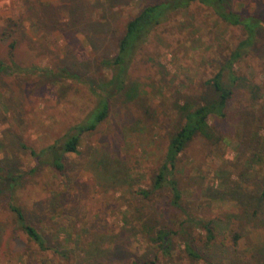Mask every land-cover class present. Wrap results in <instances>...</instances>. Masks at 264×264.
Returning <instances> with one entry per match:
<instances>
[{
    "label": "rangeland",
    "instance_id": "rangeland-1",
    "mask_svg": "<svg viewBox=\"0 0 264 264\" xmlns=\"http://www.w3.org/2000/svg\"><path fill=\"white\" fill-rule=\"evenodd\" d=\"M143 1L0 0V56L9 62L10 44L16 41V61L30 68L24 73L0 71V163L18 165L25 174L20 186L0 195V264H129L157 255L161 264H189L180 246L184 239L174 238L165 253L143 237L133 215L138 207L157 209L173 220L175 229L188 214L214 220L212 241L203 229L185 224L186 229L192 227L188 238L214 264H264V200H259L264 174V28L237 63L235 81L227 71L233 97L227 115L212 123L221 140L198 136L178 160L184 211L169 205L167 191L149 199L135 195L140 186L150 184L163 157L177 93L201 96L204 82L245 37L242 29L220 23L199 3L175 14L139 49L129 68L137 90L113 98L111 114L83 138L81 153L67 154L66 173L46 164L31 172L35 163L20 141L40 152L62 140L96 103L87 85L64 74L47 78L41 69L59 72L63 65L79 66L112 53L116 38ZM72 3L81 8L85 21L71 30L62 32L61 25L44 34L31 27L33 15L53 19V5L61 10ZM235 5L264 17V0H235ZM95 20L104 26L90 34L88 25ZM93 34L105 38L97 51L86 39ZM101 75L105 72L100 70ZM146 107L151 109L147 114ZM250 159H255L252 166ZM12 203L27 211L60 252L43 251L26 235L10 209Z\"/></svg>",
    "mask_w": 264,
    "mask_h": 264
},
{
    "label": "trees",
    "instance_id": "trees-1",
    "mask_svg": "<svg viewBox=\"0 0 264 264\" xmlns=\"http://www.w3.org/2000/svg\"><path fill=\"white\" fill-rule=\"evenodd\" d=\"M194 3L208 7L216 15L217 20L227 25V27H239L244 31L245 37L231 52L224 66L213 77L204 82L201 96L177 93L173 105L175 113L173 130L170 132L163 157L157 169L153 172L150 184L140 186L136 191L135 196L143 199H149L158 192L167 191L171 197L168 200L169 205L184 211L181 203V183L178 178V160L188 144L198 136H203L210 141L221 140L216 134L212 123L215 118L227 115L228 104L233 97L234 91L226 84L225 80L227 71L229 79L235 81L237 78L235 74L238 67L237 63L256 44L259 32L264 28V17L250 12H242V9H237L235 0L143 1L142 8L127 21L123 33L116 38V50L112 53L100 55L79 66L68 63L69 65H63L59 72L50 67L41 69L40 73L42 76H48L47 78L51 75L61 77L58 74H64L70 80L75 79L87 85L91 94L95 96L96 103L86 118L72 126L62 140L60 139L61 141L59 140L57 143L47 146L42 151L37 152L35 148L28 146L24 141H20L22 148L28 151L35 163V167L31 172L37 171L41 165L46 164L61 174L66 173L65 160L67 154L81 153L80 147L83 144V138L94 131V128H97L111 114L113 98L122 94L132 95L137 90V83L130 77L129 68L139 49L149 41L153 33L162 24L171 21L175 14L187 11ZM52 7L55 10L56 17L51 19L46 14L33 15L30 20L33 29L37 28L40 32L48 34L54 28L58 29L62 25V29L59 30L65 32V30H71L85 21L81 17V8L73 3L71 6H64L61 10L58 6L53 5ZM66 16L67 19L64 20ZM99 21L95 20L89 23L88 30H90V34L104 26ZM104 24L106 26V23ZM41 34L39 36V33H36V36L41 38ZM87 37V43L96 51L104 45L103 39L105 38L99 34H93L92 37L86 35V39ZM15 48L16 41H13L10 44L9 62L4 61L0 56V71H5L8 74L29 72L30 68L22 67L16 61ZM91 68H93L92 73ZM100 70L104 71L105 75L99 76ZM106 71L110 72L108 77H106ZM150 111V107L145 108L146 114ZM16 138L19 139L18 136ZM254 160L250 159L248 165L255 164ZM24 176L25 174L18 165L0 163V195L4 194L10 187L15 189L20 186ZM259 186L261 187L259 200L262 201L264 200V174L260 178ZM10 209L15 214L16 221L21 229L41 250L46 251L53 248L54 251L60 252L61 249L58 244L50 246L51 243L44 233L45 231L40 230L32 222L27 215V211L14 203L10 205ZM133 215L140 221V230L143 237L146 236L147 240L157 246L159 250L165 253L171 251L173 239L178 238L180 240L182 238L184 242L180 243L181 250L190 258L189 264H214L209 257L206 258L200 248L196 247L194 239H191L190 236L188 238L189 230L192 227L186 229L185 226L186 223L191 222L194 227L203 229L205 234L207 233V240L212 241L215 239L214 220L198 218L188 214L185 219L179 222L180 229H175L172 223L173 220L162 217L157 209L146 210L143 207H138ZM129 264H161V260L157 255L142 260L134 259Z\"/></svg>",
    "mask_w": 264,
    "mask_h": 264
}]
</instances>
